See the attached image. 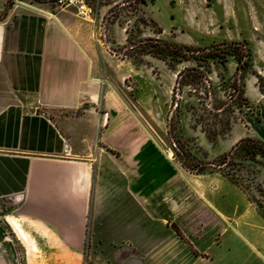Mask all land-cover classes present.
Here are the masks:
<instances>
[{
    "label": "crops",
    "instance_id": "1",
    "mask_svg": "<svg viewBox=\"0 0 264 264\" xmlns=\"http://www.w3.org/2000/svg\"><path fill=\"white\" fill-rule=\"evenodd\" d=\"M87 20L25 4L0 19V264H264L260 210L170 158L124 102L136 69Z\"/></svg>",
    "mask_w": 264,
    "mask_h": 264
},
{
    "label": "rangeland",
    "instance_id": "2",
    "mask_svg": "<svg viewBox=\"0 0 264 264\" xmlns=\"http://www.w3.org/2000/svg\"><path fill=\"white\" fill-rule=\"evenodd\" d=\"M56 0H14L5 7L13 4H25L37 9L56 12ZM92 9L87 22L91 25V38L96 37L99 45H103L111 54L120 59L129 60L128 63L136 69L134 76L122 85L126 94L125 104L131 108L144 127L149 130L153 138L160 141L163 149L171 159H174L186 172L174 156L173 142L167 134V120L170 113V97L174 85L176 71L170 70L162 61L144 56L136 60L125 58L123 47L126 44V28L139 26L140 38L150 36L174 41L186 45L205 46L224 41L246 42L252 52L251 73L244 77L246 96L251 106V114L257 120L264 121L260 107H264V0H154L145 6L121 7L126 0H84ZM1 2V1H0ZM1 5V4H0ZM4 7V8H5ZM5 11V10H3ZM2 11V13H3ZM75 13L74 9L67 10ZM141 20V22L138 21ZM154 21L155 25L151 22ZM158 29L162 34L155 35ZM116 42H119L116 44ZM235 61L229 59L225 76L235 72ZM222 72V70L219 69ZM212 81L217 84L215 74ZM193 99L184 98V103L193 102ZM247 110L240 117L250 114ZM260 118V119H258ZM247 124L237 120L235 128L229 135L218 137L210 142L200 131L192 128L190 116H181L177 136L187 142L189 149L199 160L212 162L224 152L229 151L247 133ZM262 133H264V122ZM250 136V135H249ZM253 137V136H250ZM264 142V141H263ZM246 167L259 169L264 181V168L251 162H244ZM218 172V171H215ZM193 174V173H192ZM247 177L245 172H242ZM251 203L264 216V184L257 181L242 182ZM4 210L0 204V216ZM251 263V260H250Z\"/></svg>",
    "mask_w": 264,
    "mask_h": 264
},
{
    "label": "trees",
    "instance_id": "3",
    "mask_svg": "<svg viewBox=\"0 0 264 264\" xmlns=\"http://www.w3.org/2000/svg\"><path fill=\"white\" fill-rule=\"evenodd\" d=\"M14 0H7L8 5ZM154 0H126L121 7L145 6ZM0 15L4 17L8 10ZM141 22L140 19H138ZM154 25L155 22L151 21ZM139 26L125 29L126 44L123 47L125 58L139 61L144 56H150L162 61L170 70L176 71L174 85L170 97V113L167 120V134L173 142V153L181 166L190 173L203 174L218 171L229 182L241 190L246 189L242 182H253L259 169L250 170L244 162H251L264 168V142L254 137H244L227 152L212 162H205L195 157L187 142L177 136L182 115H189L192 128H199L210 142L218 137L230 134L233 124L243 121L240 115L251 106L246 96L244 77L251 73L252 52L246 42L224 41L205 46H194L164 40L150 36L140 38ZM162 30L155 32L156 36ZM229 59L235 61V72L225 76ZM222 70L221 71H219ZM215 74L217 84L211 79ZM261 92L264 85H260ZM184 98L193 102L184 103ZM260 119V118H258ZM245 172L247 177L242 175ZM250 200V199H249ZM176 233L184 240L177 227Z\"/></svg>",
    "mask_w": 264,
    "mask_h": 264
},
{
    "label": "built area",
    "instance_id": "4",
    "mask_svg": "<svg viewBox=\"0 0 264 264\" xmlns=\"http://www.w3.org/2000/svg\"><path fill=\"white\" fill-rule=\"evenodd\" d=\"M54 5L60 10L74 9L75 14L83 19L90 18L92 9L86 5L84 0H56Z\"/></svg>",
    "mask_w": 264,
    "mask_h": 264
}]
</instances>
